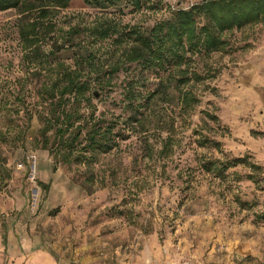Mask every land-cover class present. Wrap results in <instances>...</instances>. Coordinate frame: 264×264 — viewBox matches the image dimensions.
Here are the masks:
<instances>
[{
  "label": "rangeland",
  "instance_id": "374dc122",
  "mask_svg": "<svg viewBox=\"0 0 264 264\" xmlns=\"http://www.w3.org/2000/svg\"><path fill=\"white\" fill-rule=\"evenodd\" d=\"M136 1L0 10V233L40 214L60 264H264V15L223 32L219 50L190 55L187 75L202 78L178 85L175 71L125 62L117 34L94 32L148 29L200 0ZM30 24L31 43L19 33ZM74 66L89 85V103L74 110L123 121L130 85L138 119L126 120L116 148L94 161L81 153L80 163L51 152V131L42 134L46 92ZM183 90L195 97L188 108ZM243 155L258 170L203 169Z\"/></svg>",
  "mask_w": 264,
  "mask_h": 264
},
{
  "label": "trees",
  "instance_id": "16d2710c",
  "mask_svg": "<svg viewBox=\"0 0 264 264\" xmlns=\"http://www.w3.org/2000/svg\"><path fill=\"white\" fill-rule=\"evenodd\" d=\"M41 1V9L45 6L65 7L69 0H0V10L24 6V10L34 8L31 5ZM84 4L97 8H106L116 4L119 0H81ZM137 5V1L135 0ZM264 15V0H200L187 8H176L168 18L159 20L148 29L129 28L119 32L114 25L95 29L98 38H106L111 34H117L120 41L126 44L124 50L125 62H135L148 70L166 72L172 75L176 72V84L187 81L191 76L193 80L202 77L197 72L188 74L190 55L202 52L203 55L219 50L224 45L222 33L232 28L238 29L246 25L258 22ZM46 25V24H45ZM19 29L20 36L29 43L32 29ZM27 42V41H26ZM28 43V44H29ZM80 60V59H79ZM79 66V64H77ZM78 66L72 69H64L57 77V81L46 92L49 95L52 109L44 119L42 134L51 131L52 141L55 145L52 152H62L63 159L79 162V155L94 161L98 155L109 153L123 140L124 124L126 120L137 117L132 110L137 108L136 96L129 85L124 93L122 107L128 110V116L123 121L117 117L104 118L94 116L92 111L86 114L79 113L71 106H77L83 101L89 103V85L85 79H81V71ZM209 76V75H208ZM212 76V75H210ZM179 102L182 107H190L195 102V97L190 91H180ZM67 100L70 103L68 109L61 108L58 111V102ZM135 102V103H134ZM121 124V125H118ZM62 159V158H61ZM206 171L214 170L222 174L228 168L241 165L249 170H258V167L248 161L243 155L240 158H232L226 161L211 160L203 164ZM248 180H254L252 174L245 175Z\"/></svg>",
  "mask_w": 264,
  "mask_h": 264
},
{
  "label": "crops",
  "instance_id": "0c3cea01",
  "mask_svg": "<svg viewBox=\"0 0 264 264\" xmlns=\"http://www.w3.org/2000/svg\"><path fill=\"white\" fill-rule=\"evenodd\" d=\"M39 215L28 220L23 226L9 228L5 234L0 233V254L3 256V260L0 257V264H60L57 253L48 249V246L55 245H50L48 242L50 240L44 239L40 230L41 224L38 222ZM34 226L37 227L36 230L31 228ZM17 234L20 236L19 242L16 238Z\"/></svg>",
  "mask_w": 264,
  "mask_h": 264
},
{
  "label": "built area",
  "instance_id": "2783aa9c",
  "mask_svg": "<svg viewBox=\"0 0 264 264\" xmlns=\"http://www.w3.org/2000/svg\"><path fill=\"white\" fill-rule=\"evenodd\" d=\"M20 168H21V165H17V166H16V169H20Z\"/></svg>",
  "mask_w": 264,
  "mask_h": 264
}]
</instances>
